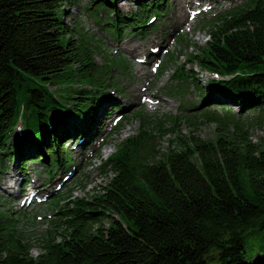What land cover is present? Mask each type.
Wrapping results in <instances>:
<instances>
[{
    "label": "trees",
    "instance_id": "trees-1",
    "mask_svg": "<svg viewBox=\"0 0 264 264\" xmlns=\"http://www.w3.org/2000/svg\"><path fill=\"white\" fill-rule=\"evenodd\" d=\"M66 1L0 0V166L25 169L46 152L49 173L72 165L66 142L95 131L113 97L100 89L110 85L95 72L91 39L66 25ZM114 2L92 0L88 8L99 19V10L117 11L105 24L117 36L168 9L166 0H135L139 11L130 14L112 9ZM203 20L206 45L171 78L189 81L184 66L196 63L212 74L204 85L193 79L205 103L264 110V0ZM204 114L234 131L219 129L210 140L179 135L160 149L179 117L140 116L138 133L102 160L113 173L105 190L58 199L67 202L38 238L36 256L20 219L0 206V264H264V141L248 138L238 114Z\"/></svg>",
    "mask_w": 264,
    "mask_h": 264
},
{
    "label": "rangeland",
    "instance_id": "rangeland-1",
    "mask_svg": "<svg viewBox=\"0 0 264 264\" xmlns=\"http://www.w3.org/2000/svg\"><path fill=\"white\" fill-rule=\"evenodd\" d=\"M150 1L148 0V3ZM166 1L168 9L164 8V11L161 12L162 18L154 17L145 27H131L120 36L112 34L105 27L108 18L112 20L114 16L117 17V11L110 13L111 11L108 9L99 10L98 15L102 16L99 19L96 10L88 8L91 6L92 0L66 1L64 7L66 25L70 29L79 31L81 36L91 39L92 45L95 47V61L98 64L95 72L104 78L102 83L110 85L109 88L106 86L100 89L103 92L109 90L111 95L108 96H113L106 105L112 107L115 116L113 119H109L105 115L101 118L97 129L85 136V138H89L92 134H96L86 147L82 145L80 153L74 150L75 145L78 144L77 137L70 139L69 143L66 142L65 149L70 154L73 164L54 169L52 174L47 171V166L52 162L48 152L42 162L30 160L25 165V169L13 163L6 167L0 166V182L2 183L0 185V206L8 210L14 219H20L18 220L19 228L26 232V242L32 246L30 252L34 256L41 253L38 238L58 217V208L67 202L64 200L58 205L57 201L60 197L90 199L105 190L104 187L110 182L113 173L104 172L100 168L102 160L116 152L122 139L138 133L141 124L140 116H155L162 120L166 117H179L174 126L175 134L170 135L173 133L170 132L159 140L160 149L168 147L171 144V139L179 135H182L183 138L194 136L210 140L215 139L220 132H223L219 129L226 128L223 133L226 135L234 131L235 128L228 126L227 123L223 124L221 121L205 116L204 113L207 111L214 112L221 117L231 118L238 114L237 118H241V122L244 123V130L248 131V138L253 142H258L261 139L264 141V110H253L242 114L238 113L237 107L205 103V99L201 96L193 79L198 78V82L204 85L208 81V77L212 76L207 70L200 68L196 63H187L184 69L191 70L190 73L188 72L191 76L189 81L178 82L171 78L176 66L183 67V63L196 50V46L206 45L209 34L205 28L207 22L203 19L216 12L230 10L244 0ZM114 3L116 8L110 7L124 13L135 14L139 11L135 0H117ZM174 17H179L182 20L180 25L172 22ZM78 38L76 36V40ZM153 39L156 41L151 45V48L154 47L156 51L151 50V52L155 59L152 60L153 64L150 66L149 72L144 75L142 72H138L137 67L132 65L131 56L125 54L119 49V46L125 50V48H131L136 42L140 45L138 53L142 54L141 57L147 58L145 51ZM171 56L173 59H170ZM107 57L110 60L119 61V65L114 62L109 64ZM172 60H176V62ZM128 86H136L140 90V98L142 100L146 98V100L141 101L137 98V100L129 102V108L125 109L120 106L121 102H117L114 97L123 95ZM56 87V84L51 85L52 89ZM155 93L164 100V106L155 101L158 100L154 96ZM218 97L217 93L213 94V98L217 99ZM116 103H118L117 106ZM137 113L141 115L139 116ZM167 125L172 126L170 123ZM116 127L119 128L114 131ZM106 150L109 151L106 152ZM15 174L20 176L27 188L17 197L8 192V187H3V178L8 177L12 180V176ZM58 175H62V179L53 183V186L47 189H36ZM16 190L18 189L16 188Z\"/></svg>",
    "mask_w": 264,
    "mask_h": 264
},
{
    "label": "bare ground",
    "instance_id": "bare-ground-1",
    "mask_svg": "<svg viewBox=\"0 0 264 264\" xmlns=\"http://www.w3.org/2000/svg\"><path fill=\"white\" fill-rule=\"evenodd\" d=\"M181 21L182 20H180L179 17L172 18V22L175 23V24H177V25H180ZM155 41L156 40L153 39L151 41L148 49L145 51V54L147 55V58L146 57H141L142 54L138 53V51L140 49V45H138L136 42L133 43V45H132L131 48H125V50H124V49H122L121 46H119V49H121L125 54L130 55L131 58H132V61H133V64L132 65L137 67V70H138L139 73L142 72L145 75L146 73L149 72V68L153 64V61L152 60L155 59L154 58V54L151 52V50L153 52L156 51V50H154V47L151 48V45L154 44ZM140 94H141L140 93V90L136 86H128V88L124 91V94L123 95H121V96H118V95L116 96L115 95L114 98L116 99L117 102H121V105L120 106L122 108L127 109V108H129L128 107L129 102L134 101V100H137V98L141 99V101L146 100V98H144L142 100V98H140ZM154 96L158 98V100H155V101L161 103L162 106L165 105V103H163L164 100L162 98H160V96H158L156 93L154 94ZM114 104H115V102H114ZM117 105H118V103H116V106ZM114 116H115V113L112 111V107L109 106L105 110V117H109V119H113ZM100 129H101V127H100ZM74 137H77L76 142L78 143V144L75 145L74 150L76 152H78V153H80V150L82 149V145H83V147H86L88 145V142L92 141L91 138H85V137L76 135V133H73V138ZM108 151L109 150H106V152H108ZM16 174H18V173H16ZM16 174H15V176H12V180H10L8 177H4L3 178V181H4L3 182V187H8V189H7L8 192L10 194H13L14 197H17V195L21 194V192L24 189L27 190V188H25V186H24V184H23L20 176L19 175H16ZM61 179H62V175H58L53 180H51L49 182H44L42 187L36 188V189H47L48 187L53 186V183H55L56 181H59ZM1 184L2 183L0 182V185ZM16 188L18 190H16Z\"/></svg>",
    "mask_w": 264,
    "mask_h": 264
}]
</instances>
